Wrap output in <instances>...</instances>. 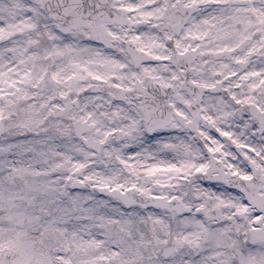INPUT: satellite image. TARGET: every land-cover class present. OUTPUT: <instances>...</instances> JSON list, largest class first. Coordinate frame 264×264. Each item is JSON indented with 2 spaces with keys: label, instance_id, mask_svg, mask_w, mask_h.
<instances>
[{
  "label": "snow or ice",
  "instance_id": "obj_1",
  "mask_svg": "<svg viewBox=\"0 0 264 264\" xmlns=\"http://www.w3.org/2000/svg\"><path fill=\"white\" fill-rule=\"evenodd\" d=\"M0 264H264V0H0Z\"/></svg>",
  "mask_w": 264,
  "mask_h": 264
}]
</instances>
